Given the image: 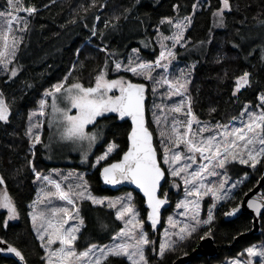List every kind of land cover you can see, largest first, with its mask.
Instances as JSON below:
<instances>
[{
    "label": "trees",
    "instance_id": "16d2710c",
    "mask_svg": "<svg viewBox=\"0 0 264 264\" xmlns=\"http://www.w3.org/2000/svg\"><path fill=\"white\" fill-rule=\"evenodd\" d=\"M104 1L24 0V7H35L37 11L31 15L25 14L28 24L22 33V43L8 71L0 76V93L10 109L9 120L0 121V176L4 179L0 189L6 188L13 199L19 220L11 221L6 211H0V240L16 247L25 259L21 261L6 250L7 244H0L5 248L0 252V264H45V249L34 232L30 216L37 187L35 174L30 167L33 157L31 142L25 130L31 110L40 104L43 94L66 76L68 80L65 86L74 82L90 86L104 68L106 60L107 70L111 74L114 62L127 59L134 49L139 50L143 58L155 60L161 50V34L167 36L172 32V24L166 20L193 16L191 26L185 33L187 44L177 47L176 52L179 61L195 65L189 95L196 117L213 123H229L239 117L247 105L257 106L259 96L264 92V41L254 43L251 40L257 31L259 33L264 28V0H230L231 10L224 11L223 26L214 16L222 8V0H108L106 8L102 6ZM197 2L200 8L192 14ZM7 5L8 0H0V9ZM105 48L107 51H104ZM13 71L16 72L15 76L12 75ZM245 72L250 74V84L235 92L237 78ZM123 75L147 86V110L150 111L149 105L153 100L150 82L130 73ZM106 117L109 118L101 117L97 121V126L105 130V138L97 147L92 163L112 141L118 147L107 160L108 163L119 160L129 146L130 119L121 121L116 114H106ZM147 119L162 162L158 133L149 113ZM48 136L49 125L46 122L34 157V166L40 171L54 165L47 160L44 147ZM87 169V178L95 194L113 193L103 186L101 164L94 168L91 165ZM228 170L232 177L248 175L249 179L241 185L231 207L227 206L226 213L264 175V158L255 169L235 162L230 163ZM135 194L137 205L145 212L144 198ZM79 213L84 225L75 242L78 251H84L93 244L111 242L123 226L122 221L116 218L114 209L107 205H95L83 200L79 202ZM226 213L218 209L210 226V235L220 246L218 255L195 258L191 264H218L264 238V213L260 234L238 241H235L236 237L252 229L253 218L244 213L227 220ZM4 221H8L7 228L3 226ZM201 237V233H194L174 246V250H166L163 257L157 255L156 251L149 256V264H172L182 254L191 252ZM103 264L130 262L125 258L110 256Z\"/></svg>",
    "mask_w": 264,
    "mask_h": 264
},
{
    "label": "snow or ice",
    "instance_id": "6c2138e0",
    "mask_svg": "<svg viewBox=\"0 0 264 264\" xmlns=\"http://www.w3.org/2000/svg\"><path fill=\"white\" fill-rule=\"evenodd\" d=\"M222 4L223 7L214 13L221 26L224 24V11L231 10L230 0H222ZM8 9L11 11L6 10L0 13V21H3L0 23V61H3L5 66L10 62V58H14L23 39L16 37L13 29L14 23L22 24L19 29L21 32L27 29V20L20 17L18 13L22 11L31 15L37 11L35 7L22 6L21 0H8ZM167 22L173 23L171 19ZM190 23L191 17H184L182 21L175 23L176 31L172 36L161 34V50L154 61H144L139 56L129 57L126 64L116 60L114 71L130 72L135 77L152 81L154 84L153 95L156 94L159 87L167 85L164 95L168 99H171L172 96H185L187 85L191 83L190 72L185 74L181 70L179 76L173 79L170 78L166 70L176 57L173 49L182 42L184 32ZM93 34L95 35V32ZM167 40L172 41L170 47L164 43ZM104 51L107 49L105 48ZM133 51L138 50L134 49ZM107 69L106 60L104 68L95 77L94 86L85 87L82 83L75 82L65 87L68 80L66 76L63 81L53 85L45 92V96L50 97L52 101L51 126L62 128L60 132L62 140L87 141L89 145H92L98 139L100 130L89 133L86 129L89 125H96L97 118H109L106 117V114H116L121 121L126 118L130 119L129 147L121 160L103 168L102 177L106 184L115 185L128 181L142 190L150 209L147 218L151 221V226L155 227L159 221L160 210L168 202V199L167 193L161 192V182L165 180V169L161 167V160L158 158L156 147L153 144V133L146 120L147 86L143 83H134L123 76L108 79ZM157 69L161 71L154 76L153 73ZM12 75L15 76L16 72L13 71ZM249 75L245 72L237 78L235 92H239L250 84ZM259 99L264 102V94ZM61 104L66 106L61 107ZM191 104L190 95L171 106L153 104L154 109H160L159 114L153 111V120L157 128L160 129L159 135L163 147L162 162L168 165L171 177H179L185 185V199L180 201L177 207L184 210L181 215L189 216L191 214L192 222L183 223L179 227V231L175 233L181 241L191 237L201 224L199 214L204 196L211 193L217 200L228 198L223 194L225 183L229 179L226 174V165L238 161L241 165L250 164L254 169L260 163V159L264 157V108L259 114L248 113L247 120H241L239 127L218 126L223 128L222 132L204 136L203 133L209 129L207 126L200 127V122L192 112ZM46 106H48V99H42L40 115H45ZM72 109L77 110L75 115L71 114ZM170 113L173 114L171 121L167 119ZM176 113L182 114L185 119L180 120L174 115ZM9 115L10 109L0 93V121L7 122ZM32 115L35 116L36 113L34 112ZM29 119L31 121V117ZM194 123L197 125L196 131L193 130ZM42 127L43 125L37 122L30 123L27 129L26 135L31 137L33 149L36 144L41 143L39 130ZM34 129H36L35 133ZM117 147L118 145L114 142L109 144L103 155L96 159V163L99 164L101 160H106ZM197 156L202 158L205 163H200ZM193 165H197V167L193 168ZM218 169L224 170V180L219 184L205 183L204 180L207 176L222 175ZM33 171L38 180L43 179L54 185L55 191L46 193V197L58 198L73 206L72 210L68 207H61L52 208L49 214L44 212L32 214L34 225L38 218L41 221L37 228L40 240L43 242L45 237L48 238L45 246L48 251L47 264H102V261L108 260L110 256L125 258L130 264H149L145 250L146 246L154 242L149 240L148 233L144 231L143 221L139 219V212L132 204L131 195L116 201L107 197L94 196L90 191L88 181L83 176L79 177L80 183L75 185L74 191L72 189L65 191L59 182L50 180L48 176H42L41 173L36 172L34 165ZM3 184L4 179L0 176V185ZM173 184L179 187V185H175L174 181ZM232 187L235 188L236 184H233ZM83 200H89L95 205H103L107 200L109 208H115L117 204L120 205L116 211V218L125 220V226L121 228L116 239L121 242L99 248L93 244L83 252L76 251L75 242L78 239L80 227L84 223L83 219L79 218V208L76 207V204ZM212 207L214 208L215 205L213 204ZM248 207L255 208L257 214L260 213V206L255 202H250ZM0 209L7 210L9 220H14L18 216L17 207L6 191L0 193ZM73 210L76 213L75 217L72 214ZM237 211L238 209L234 208L227 215H235ZM126 217L128 218L125 219ZM77 218H79L78 225H69L70 220ZM213 219L212 210L209 209L207 219L203 223L211 224ZM168 223L176 228L179 222L169 216ZM3 226L7 228L8 221H4ZM210 234L209 231L207 235ZM165 236H168L167 230H165ZM204 238V236L201 237V239ZM57 243L60 247L53 250L51 246ZM175 243L174 240H166L159 247V255L163 257L166 249L174 250ZM0 244H7L6 250L24 261L23 254L16 247L4 240H0ZM3 251L5 248L0 247V252ZM246 252L251 258H259V264H264V248H257L253 245L248 247ZM90 254L95 258H91ZM233 264H242V262L237 260ZM248 264H256V261L250 260Z\"/></svg>",
    "mask_w": 264,
    "mask_h": 264
},
{
    "label": "rangeland",
    "instance_id": "374dc122",
    "mask_svg": "<svg viewBox=\"0 0 264 264\" xmlns=\"http://www.w3.org/2000/svg\"><path fill=\"white\" fill-rule=\"evenodd\" d=\"M21 2H22V6H24V0H21ZM107 3H108V0H105L103 2L102 6L106 8L107 7ZM222 7H223V4H222ZM199 8H200V4H199V2H197L195 4V6H194L192 14H195L196 10L199 9ZM6 10L11 11L10 9H8V5L5 8L0 9V13L5 12ZM25 14L26 13H24L22 11L18 13V15L20 17H22V18L27 20ZM184 17H188V16H183V17H180V18L176 17L174 20H172L173 21V23H172V32L167 35L168 37L172 36L175 33V31H176L175 26H174L175 23L178 22V21H182ZM192 18H193V16H191V23H192ZM168 20L169 19H167L166 21H168ZM105 22H108V21L106 20ZM0 23H3V21H0ZM191 23L187 26L186 30L191 26ZM21 27H22L21 23H14V25H13L14 33H15L17 38L22 37V33H24V31L21 32L19 30ZM186 30L184 32V38H183L182 42L180 44H177L176 47L173 49V51L176 53V57H175L174 60H172V63L169 65V67H168V69L166 71L169 74L170 78H173V79L179 76L181 70H183L185 74H188L190 72L189 79L192 82L193 76H194L195 65L194 64H190V63H183V62L179 61L180 58L178 57L177 52H176L177 47L185 46L187 44V37H185ZM259 36L261 38H259ZM251 40L254 43H260V42L264 41V28L259 33L257 31L256 35L254 37H251ZM160 42H161V37H160ZM164 43L170 47L171 44H172V41L171 40H167V41H164ZM135 50H137V49H135ZM16 52H17V50H16ZM136 56H139V58L141 60H144V61H154V60H149V59L143 58L142 55L140 54L139 50L135 51V52L132 51L131 54L128 56V58L129 57L135 58ZM128 58L127 59H122V60H119V61H121V62L126 64L127 61H128ZM12 60H13V58H10V62L7 63V66H5V63L3 61H0V76L4 75L5 72L8 71ZM193 65H194V67H193ZM160 71H161L160 69H157L153 73V75L156 76L157 73H159ZM107 73H108V79H116V78H118L120 76H123L126 79H130L131 80L130 77H127V76L123 75V73H130V72H124V71L116 72V71H114V66H113V70H112L111 74H114L115 76H111V74H109L108 70H107ZM130 74L133 76L132 73H130ZM136 78H138V77H136ZM139 79H143V78H139ZM146 81H148V80H146ZM149 82L151 84V89L153 91L154 84H153L152 81H149ZM79 83H81V82H79ZM94 83H95V78H94ZM94 83L92 85H90V86H94ZM190 84L191 83H189L187 85V93L185 94V96H172L171 99H168L167 96L164 95L165 92L167 91V85H165L163 87H159L157 89V91H156V94L153 95V100H152L151 104L149 103L150 104L149 105L150 111H148V113L150 114V119L152 120V122L156 126V130H157V133H158V140H159V144H160V147L162 149V152H163V147L161 145V138H160V135H159L160 129L157 128V125L155 124V122L153 120V111H156L157 114H159L160 109L159 108L154 109L153 108V104L154 103H155V105L166 104V105L171 106V105H174V104L180 102L182 99L186 98V96H189ZM67 86H65V87H67ZM84 86L85 87H90V86H86V85H84ZM262 94H264V92ZM42 99H48V106H46V108H45V115H40L39 114L40 113V104H37V106L34 107L31 110V113L29 115V118L31 117V121L28 118L25 132H27V129L29 128L30 123L31 124H35V123L39 122V123H41L43 125L42 129L39 130L40 131V135H41V139H42V134H43V131H44L45 123L46 122L48 123V125H49V136L47 138V142H46L44 147H45V150L47 151V160L49 162H52L54 165L51 166L49 169H44L42 171L37 170L35 168V171L41 173L42 176H48L50 180H55V181L59 182L61 184V187L65 191H68L69 189H72L74 191L75 190V185L80 183V180H79L80 176H83L84 179L88 181V178H87L88 169L87 168L89 166L92 165V167L94 168V167H97L100 164H101V167H103V166L108 164L107 160L109 159V157L112 155V153L115 150L108 156V158L106 160H101L99 164L96 163V159L99 156L103 155V153L107 150L108 145L113 143V141L110 142L106 146V148L101 152V154H99L98 156H96L94 158V161L92 163L91 159L94 156V154H95V152L97 150V147L99 145H101V143L104 141V138H105V130H104V128L101 127V126H97V123H96V125H89L88 126L86 131H88L89 133L97 132L98 130H100V134L98 136V139L92 145H89V143L87 141L62 140V139H60V132L62 131V128L58 129L56 127L51 126V115H50V113H51V103H52V101H50V97H46L45 96V93L43 94ZM60 106L64 107L66 105L62 104ZM191 107H192V104H191ZM262 108H264V102H262L259 99V104L257 106L247 105L242 110L241 115L239 117H237L236 119H234L231 122L226 123V124L213 123V122L201 120V119H199L197 117L196 118L200 122V127L207 126V128L209 129V131L204 132L203 135L204 136H209V135H212L214 133L223 131V128H220L218 126H225V127H229V128H231V127H239L241 120H245V121L247 120L248 113H253L254 112V113L259 114V112L261 111ZM245 109H247V111H245ZM76 111H77L76 109H72L71 110V114L75 115ZM34 112L36 113L35 116L32 115V113H34ZM192 112H193V109H192ZM172 115L173 114L170 113L167 116V119L169 121H171ZM174 115L179 117L180 120H184L185 119V117L182 114L176 113ZM98 119L99 118H97V121H98ZM161 127H163V125H161ZM193 130L194 131L197 130V125L195 123L193 124ZM35 132H36V129H34V133ZM29 139H30V142H31L30 149H31L32 153L33 152L36 153V147L40 143L36 144L35 148L33 149L32 148V139H31V137H29ZM34 157H35V154L33 155L31 163H30V167L32 169H33V165H34ZM162 158H163V155H162ZM263 158L264 157H262L260 159V163L262 162ZM197 159H198V161L200 163H205V161H203L202 158H200L199 156H197ZM232 163H235V162H232ZM236 163H239V162L236 161ZM260 163H258L256 166H258ZM163 165L166 168L167 173H168V180H167L166 188H165L164 192H166L167 195L170 196L172 204H171V209L168 212L164 213V215H163V225H162V227H161L159 232H154L152 230L151 226L148 223V220H147L148 209L145 212H143V211H141V209L137 205V203H136V194H135L136 192L135 191L127 189L125 191H122V190H120L118 192H114L113 191V193L110 194V195L95 194L93 192V190L91 189V186H90L89 181H88L91 193L94 196H97V197H107L110 200L116 201V200H120L122 198H127L129 195H131L132 204H133L134 208L136 210H138V212H139V219L143 221L144 231H146L148 233L149 240L154 242V243L146 246L145 255H146L148 260H149V256L153 255V253H156V251H157V255H159V247H160V245L162 243H165L166 240H168V241H173V240L176 241L174 246H176L179 242H181V240L179 239L178 236L175 235V233L179 231V227L182 226L183 223H191L192 222L191 219H190V215L191 214H189V216L181 215V213L184 210L177 207V204L180 201L185 199V192H184L185 185H184L183 180H181L179 177H171L168 165H165V164H163ZM229 165H230V163L226 165V174H227L229 179L225 183V191L223 193L228 198L227 199H223V200H217L211 193H209L208 195L203 197V199L201 201V208H200V214H199V219L201 220V224L197 227V231L194 232L196 234L197 233H201L202 236L205 237L207 235V233H209V231L211 230L210 229L211 224H204L203 223V221L207 219V215H208L209 209L212 210L214 218H215V214H216L218 209H222L224 211V213H226L227 206L231 207L232 202L237 197V193L240 190L241 185L243 183H245V181H247L249 179L248 175H243V176H240V177H232L230 175L229 170H228V166ZM81 166H83L84 168H80ZM248 166H250V164ZM192 167L196 168L197 165H193ZM218 171H220L222 173V175L217 176V177L207 176L206 179L204 180V182L205 183L211 182V183H214V184H219L221 181H223L224 180V175H223L224 170L218 169ZM34 174H35V172H34ZM35 181H36L37 190H36L35 198H34V200L31 203V209H30L31 219H32V214L33 213L44 212L45 214H49L52 208L68 207L70 210L73 209V206L68 205L65 201L59 200L58 198L46 197V195H45L46 193L55 191L54 185L49 184L48 181H45L43 179L38 180L36 178V176H35ZM173 181L175 182V185H179V187L174 186ZM233 184H236L235 188L232 187ZM4 191H6L8 193L6 188L0 189V193H2ZM173 198H174V200H173ZM79 202H81V201H78L77 204H76V207H78V208H79ZM107 204H108V201L105 200V203L103 205H107ZM213 204L215 205L214 208L212 207ZM119 207H120V205L117 204L116 207L112 208V209H114V211L116 213V211H117V209ZM166 210H168V209H166ZM0 211H6L7 212L6 209H0ZM72 214H73L74 217L76 216V213H75L74 210L72 211ZM169 216H172L176 221L179 222L176 228H173L168 223V217ZM79 218H81L80 213H79ZM79 218L70 220L68 222L69 225H73V224L78 225L79 224ZM127 218L128 217H126L125 219H127ZM18 220H19V215L17 216L16 219L11 220V221H18ZM121 221L123 223L122 224L123 225L122 228H123L125 226V220H121ZM40 223H41V221H40L39 218L37 219L35 225L33 224V221H32V226H33L34 232H35V234H36V236H37V238L39 240H40V238H39V235L37 234V228L39 227ZM83 225H84V223H83ZM83 225L80 227V231H81ZM120 230L117 232V234L120 232ZM165 230L168 231V236L167 237L165 236ZM80 231H79V233H80ZM79 233H78V235H79ZM117 234H115V237L113 238V240L111 242L106 243V244H102V245H97L98 248L99 247H103L104 245H111L113 243L121 242V241L116 239ZM47 239L48 238L45 237V240L43 242L40 240L41 245L45 249V264H47V257H48V251H46V247H45L47 245ZM154 239H157L158 242H156ZM253 245H255L257 248H264V238H262L260 241H257L255 243L250 244L249 246H246L245 248L241 249L237 256L228 257L225 260L219 262L218 264H233V262L237 261V260L241 261L242 264H248V261L255 260L256 264H259V258H251V257H249L247 255V252H246V249L248 247L253 246ZM51 247H52L53 250H55V249H58L60 247V245H59V243H57V244L52 245ZM153 249H155V251H153ZM166 250H168V249H166ZM76 251L78 253L79 252H83V251H78V250H76ZM241 253H243V255H241ZM12 255L15 256L14 253H12ZM96 255H98V253H96ZM15 257H17V256H15ZM90 257L93 258V259L95 258L94 256H92V254H90ZM17 258L19 259V257H17ZM85 259H88V258H85ZM54 260H55V258H54ZM103 263H104V261H102V264Z\"/></svg>",
    "mask_w": 264,
    "mask_h": 264
},
{
    "label": "water",
    "instance_id": "95a60500",
    "mask_svg": "<svg viewBox=\"0 0 264 264\" xmlns=\"http://www.w3.org/2000/svg\"><path fill=\"white\" fill-rule=\"evenodd\" d=\"M134 83H137V82H134ZM146 97H147V92H146ZM147 99H148V97L146 98L145 106H146V120L148 123V119H147L148 118V110H147L148 101H147ZM150 131H151V129H150ZM128 141H129V139H128ZM129 144H130V142H129ZM153 144L157 150L154 134H153ZM157 154H158V158L160 159L158 150H157ZM122 157H123V155H122ZM122 157L119 160H121ZM119 160L113 161L111 163L118 162ZM108 164H110V163H108ZM107 165L101 167V170H100V178H101V181L103 183V186L105 188H108V189L114 191V192H118L121 189H128V190L135 191L136 193L140 194L144 198L145 206L149 212L150 209L148 208V205H147V198L144 196L142 190H140L135 184L130 183L128 181H124V182H121L120 184L112 185V184H106L103 181L102 170ZM161 167L164 168L162 166V164H161ZM166 181H167V172L165 169V180L161 182V192H162V188L165 185ZM167 199H168V202L161 208L159 221L155 225V227L151 226V221H149L147 218L148 223L154 232L160 231V229L163 225L164 211L166 209L170 208V206L172 204L168 195H167ZM250 202H255L256 204H258L260 206V213L259 214H257V211L255 208L248 207V204ZM234 208L238 209V211L235 213V215H231V216L227 215L228 213H231ZM234 208H232L231 210H229L226 213L225 219H227V220L235 219L244 213L250 214L253 218L252 219V229L248 232L240 234L238 237H236L235 241L246 238V237L253 235V234H260V232L262 231V220L261 219H262V215L264 213V175L260 178L257 185H255L251 190L247 191L244 194L243 198L239 201V203ZM147 215H148V213H147ZM219 247L220 246L216 243L215 238L212 235H206L204 239H200V241L198 242L196 247L191 252L182 254L181 256L176 258L172 264H191L192 260L195 258H199V257H203V256H207V257L216 256L219 253Z\"/></svg>",
    "mask_w": 264,
    "mask_h": 264
},
{
    "label": "flooded vegetation",
    "instance_id": "af4514ba",
    "mask_svg": "<svg viewBox=\"0 0 264 264\" xmlns=\"http://www.w3.org/2000/svg\"><path fill=\"white\" fill-rule=\"evenodd\" d=\"M61 105H62V104H61ZM169 199H171L170 196H169Z\"/></svg>",
    "mask_w": 264,
    "mask_h": 264
}]
</instances>
